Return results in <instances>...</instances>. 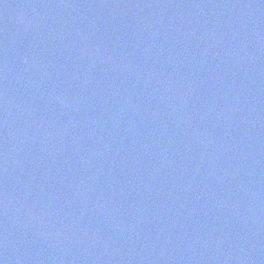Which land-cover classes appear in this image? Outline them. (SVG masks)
<instances>
[{"label":"water","instance_id":"water-1","mask_svg":"<svg viewBox=\"0 0 264 264\" xmlns=\"http://www.w3.org/2000/svg\"><path fill=\"white\" fill-rule=\"evenodd\" d=\"M0 264H264V0H0Z\"/></svg>","mask_w":264,"mask_h":264}]
</instances>
